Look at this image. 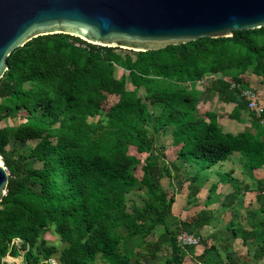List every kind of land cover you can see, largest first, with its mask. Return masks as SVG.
Segmentation results:
<instances>
[{
	"label": "trees",
	"instance_id": "obj_1",
	"mask_svg": "<svg viewBox=\"0 0 264 264\" xmlns=\"http://www.w3.org/2000/svg\"><path fill=\"white\" fill-rule=\"evenodd\" d=\"M117 50L57 33L33 38L7 58L0 155L9 184L0 202V264L21 253L26 264H51L58 249L43 236L52 227L66 243L59 264H93L99 257L105 264H138L156 258L161 246L171 250L166 264H184L187 253L216 264L225 235L246 242L263 234L264 175L255 174L264 168V125L241 89L250 88L251 75L264 84V27L159 50ZM206 92L232 106V119L246 112L251 128L225 131L213 109L200 108ZM109 96L117 100L105 109ZM21 112L24 121L10 126L8 119ZM166 136L176 147L175 161L168 160ZM22 138L39 142L27 152L8 148ZM131 147L144 159L130 154ZM237 154L245 177L225 168ZM174 179L187 183L188 207L204 206L190 220L172 214L176 195L164 182L171 186ZM253 189L250 224L213 225L217 209L210 206L234 209ZM134 192L144 194L142 205L130 197ZM183 231L201 236L200 255L198 245L178 244ZM263 260L264 244L253 255L255 264Z\"/></svg>",
	"mask_w": 264,
	"mask_h": 264
},
{
	"label": "water",
	"instance_id": "obj_2",
	"mask_svg": "<svg viewBox=\"0 0 264 264\" xmlns=\"http://www.w3.org/2000/svg\"><path fill=\"white\" fill-rule=\"evenodd\" d=\"M264 27V0H0V80L28 41L70 34L118 52L159 50ZM9 172L0 162V202Z\"/></svg>",
	"mask_w": 264,
	"mask_h": 264
},
{
	"label": "rangeland",
	"instance_id": "obj_3",
	"mask_svg": "<svg viewBox=\"0 0 264 264\" xmlns=\"http://www.w3.org/2000/svg\"><path fill=\"white\" fill-rule=\"evenodd\" d=\"M119 73L120 75H122L124 72L123 70H119ZM247 78H248L247 81L250 83V88L256 92L258 98L260 99V102L264 105V84H261L260 79L255 75H251ZM212 79L213 77L211 75H208L207 80L211 81ZM214 98L215 96H213L209 92L202 94L200 96V101H201L200 108L202 109V108L211 107L210 104L208 105L205 102H207V99L208 101L209 99H211L212 101ZM116 100L117 98L115 96H109L108 99L103 103V107L105 109H108L111 105H113L116 102ZM225 105L226 104H223V103L220 105V107L215 105L216 107L214 106L215 107L214 111L222 112L224 114L229 113L230 112L229 110L231 109V107L230 106L228 107ZM23 115H24V112H21L19 115L9 118L7 123L10 126L15 127L24 121V119H22ZM229 121H230L229 119H225V121H223V124H226ZM2 125H5V123ZM227 127L228 126L226 125L225 128L230 129V127L228 128ZM247 128L250 129L251 127H247ZM168 135H170V133ZM165 139H166V144L168 146V149L166 151L168 160L175 161L176 160V147L172 146L171 144L172 137L166 136ZM38 142L39 140H33V139H23V138L19 140L12 139L8 145V148L10 149L17 148V149H20L21 151L27 152L30 150V148L34 147ZM130 154L136 155L142 160L145 157V155L138 154L134 147L130 148ZM0 160L4 162L1 155H0ZM35 166L39 167L41 166V164L37 163L35 164ZM140 169H141L140 165L137 166L136 175L139 178L142 176V172ZM260 172L261 171H256L257 174ZM259 175H263V174H259ZM164 183H165V187L166 188L170 187V190L172 191V193H175L176 195V203L172 210V214L176 219L190 220L194 216H196V214L202 208H204L203 205H200L198 207H188L187 206V195H188L187 183H183V181H179V179H174L171 182V186H169L170 184L167 181H165ZM253 190L254 191H248L244 193L243 195H240L239 199L235 202L234 209L221 207L218 204L210 206L209 209H212V210L217 209V211H215V217L212 222L213 225L215 227H218L219 229L223 228L225 230V228L227 227L228 223L231 220L238 222V226L244 225L246 227L247 224H250V222H252V217L257 207V202H256L257 191L255 189ZM231 191H232L231 188L227 189L225 191L226 193L225 195L229 194ZM205 192L206 191H203V193L200 194L201 201H203L204 198L206 197ZM130 197L132 199H135L138 205H142V202H143L142 198L144 197L143 193L134 192V194H132ZM229 234L228 236L225 235L228 244L224 243L226 244L225 246L221 245L219 247L221 258L219 259V262L216 264H246V263L255 264L253 262V255L255 251L264 244V232L262 235H260V237L250 239L246 242H243L242 238L234 239L232 236H229ZM43 238L47 241L48 245H55L57 247L58 251L57 253L53 255L50 261L53 260L55 263L59 264L58 257L60 255L61 250L66 246V243L61 239V237L57 234V232L55 231L53 227L50 228L49 231L45 233ZM200 241H201V236H200ZM198 246L195 250L196 255H200L202 253V247L201 246L198 247ZM181 247L186 248L189 246H181ZM137 250L142 251L144 254L150 253V251L146 249L141 250L140 248H137ZM157 250L158 252H157L156 258H151L147 256L148 258L147 257L142 258L138 264H166L165 260L167 259V257L169 258L171 256L170 248L161 246ZM3 261L6 262L7 264H26L23 253H21L20 256H18L17 258H14L8 255L7 257L3 258ZM93 264H105V263L99 257ZM184 264H203V263L196 262L195 259H193L191 255L187 253ZM262 264H264V260Z\"/></svg>",
	"mask_w": 264,
	"mask_h": 264
},
{
	"label": "crops",
	"instance_id": "obj_4",
	"mask_svg": "<svg viewBox=\"0 0 264 264\" xmlns=\"http://www.w3.org/2000/svg\"><path fill=\"white\" fill-rule=\"evenodd\" d=\"M200 103H201V101H200ZM205 103H207L208 105L210 104V106H211L210 109H213V110H215V107H216L215 105L220 107V105L222 104L221 102L218 103L217 96H215V98L212 101H211V99H209V101L207 99V102H205ZM225 106H228V105H225ZM231 110H232V106H231V109L229 110L230 112L227 113V114L215 111L218 114V116H219V124H220V126H222L224 128V130L226 129L225 128L226 125L228 127H230V129H226V131H229V132H232V133H238L240 131L247 130L248 129L247 127H251L250 117L248 116V114H246V112L242 113L241 119H232L231 117H229V115L231 113ZM225 119H229L230 121L228 123H226V124H223V121H225ZM241 159H242V156H240L238 154L235 155L232 161L226 162V165H225L226 170L234 169V170H236V174L237 175H242L241 177H245V174L243 173V171H244L243 166L240 163ZM259 174H263L264 175V168L261 170L260 173H258V174L256 173L255 176L256 177L263 176V175H259ZM207 189H208L207 187L203 188L201 190V193H203V191H206L205 194L207 196V193H208ZM219 190H220V188H219ZM226 190L227 189H225L224 191H226ZM205 198H204V200H205ZM203 201H201V202H203ZM213 205H215V204H213Z\"/></svg>",
	"mask_w": 264,
	"mask_h": 264
},
{
	"label": "built area",
	"instance_id": "obj_5",
	"mask_svg": "<svg viewBox=\"0 0 264 264\" xmlns=\"http://www.w3.org/2000/svg\"><path fill=\"white\" fill-rule=\"evenodd\" d=\"M232 86H236V84L233 83ZM241 93L248 101L249 110L255 112L259 117L260 122L264 125V105L260 102L256 92L251 88H245L241 89ZM177 241L180 246H195L199 244L200 237L187 231H183L178 235ZM20 242V240H17L16 243L18 244ZM50 262L51 264H57L53 260Z\"/></svg>",
	"mask_w": 264,
	"mask_h": 264
},
{
	"label": "bare ground",
	"instance_id": "obj_6",
	"mask_svg": "<svg viewBox=\"0 0 264 264\" xmlns=\"http://www.w3.org/2000/svg\"><path fill=\"white\" fill-rule=\"evenodd\" d=\"M0 162H1V160H0Z\"/></svg>",
	"mask_w": 264,
	"mask_h": 264
}]
</instances>
